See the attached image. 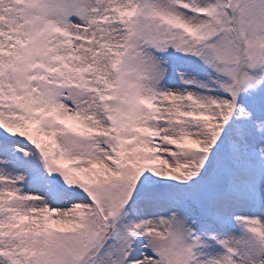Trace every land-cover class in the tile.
<instances>
[{"label":"snow or ice","instance_id":"6c2138e0","mask_svg":"<svg viewBox=\"0 0 264 264\" xmlns=\"http://www.w3.org/2000/svg\"><path fill=\"white\" fill-rule=\"evenodd\" d=\"M0 264H264V0H0Z\"/></svg>","mask_w":264,"mask_h":264}]
</instances>
